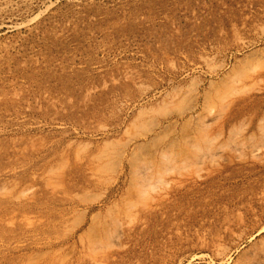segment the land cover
Listing matches in <instances>:
<instances>
[{"label": "rangeland", "instance_id": "1", "mask_svg": "<svg viewBox=\"0 0 264 264\" xmlns=\"http://www.w3.org/2000/svg\"><path fill=\"white\" fill-rule=\"evenodd\" d=\"M0 264H264V0H0Z\"/></svg>", "mask_w": 264, "mask_h": 264}]
</instances>
